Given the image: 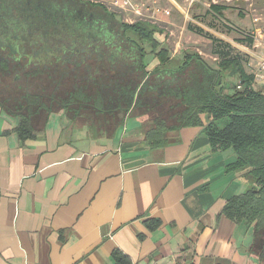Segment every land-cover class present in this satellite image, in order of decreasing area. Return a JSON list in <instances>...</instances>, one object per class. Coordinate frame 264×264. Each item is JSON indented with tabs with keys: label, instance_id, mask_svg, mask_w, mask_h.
Segmentation results:
<instances>
[{
	"label": "crops",
	"instance_id": "0c3cea01",
	"mask_svg": "<svg viewBox=\"0 0 264 264\" xmlns=\"http://www.w3.org/2000/svg\"><path fill=\"white\" fill-rule=\"evenodd\" d=\"M167 1L168 8L156 9L158 17L200 20L201 8L190 14ZM237 16L228 18L247 27ZM199 26L202 34L209 30ZM210 31L244 60L247 74H255V90L264 94V46ZM16 126L0 108V264H114L115 251L132 264H258L248 253L246 229L222 215L249 186L241 174L226 173L234 152H213L203 128L174 134L175 143L153 151L138 132L93 140L63 115L24 145L13 133Z\"/></svg>",
	"mask_w": 264,
	"mask_h": 264
},
{
	"label": "trees",
	"instance_id": "16d2710c",
	"mask_svg": "<svg viewBox=\"0 0 264 264\" xmlns=\"http://www.w3.org/2000/svg\"><path fill=\"white\" fill-rule=\"evenodd\" d=\"M223 10L212 6L217 16ZM58 23L74 26L77 35L88 37L86 48L100 53L28 63L0 47V108L17 121L13 133L20 143L42 137L55 115H63L74 130H86L93 140H112L127 129L138 132L153 151L175 143L174 134L201 127L213 152L235 154L226 173L241 174L249 187L227 202L222 215L246 229L248 253L264 264V94L255 90V77L247 74L244 60L229 44L212 38L227 49L216 53L217 67L196 52L169 66L168 50L155 39L157 26L121 23L101 3L0 0V38L31 29L42 35ZM239 42L254 45L251 38ZM143 45L159 63L152 72ZM222 121H227L223 128ZM159 226L157 222L151 229ZM112 258L114 264H132L120 251Z\"/></svg>",
	"mask_w": 264,
	"mask_h": 264
},
{
	"label": "rangeland",
	"instance_id": "374dc122",
	"mask_svg": "<svg viewBox=\"0 0 264 264\" xmlns=\"http://www.w3.org/2000/svg\"><path fill=\"white\" fill-rule=\"evenodd\" d=\"M89 1L97 2L99 0ZM113 1L116 0H111V4L105 2V5L109 11L115 15L117 21L126 24L147 21L156 25L159 30H161L160 33H157L156 39L160 42L163 48L168 49L170 56H173L169 66H176L179 64L186 52H199L211 66L217 67L220 57L216 53L227 51V49L221 48L217 42L212 40V31H210L212 29H215L216 33L226 35L231 42L237 44L240 40L245 38L243 36L244 33L252 34L258 29L259 31L264 30V0H176L182 7L187 9L190 8V14L193 9H196L198 13L195 14L198 15L199 9L201 8L200 14L202 13V15L198 17L200 20H197V18L187 19L182 15L175 14L165 16V18H163V16L158 17L159 13L156 12V9L162 10L168 8L167 0H130L128 5H125L124 0H119V6H114L112 4ZM214 5L226 10L229 9L231 15L244 17L248 22V26L244 28L237 26L230 18H228V16H231L228 13L226 16L215 15L212 11V6ZM204 8L207 13L203 16V13H205V11L203 12ZM223 21L233 26L235 30L228 28ZM199 23L207 26L209 30L203 29V34L199 33L198 28H201ZM189 27L193 30L192 32L189 31ZM186 35H188L187 38ZM129 37L136 40V38L130 34ZM144 47L148 53L146 58L147 68L152 70L154 66L158 65V61L151 54V48L148 45H145ZM177 49H182V52L179 51L175 55L174 51ZM226 124L227 121H222L219 126L223 128Z\"/></svg>",
	"mask_w": 264,
	"mask_h": 264
},
{
	"label": "flooded vegetation",
	"instance_id": "af4514ba",
	"mask_svg": "<svg viewBox=\"0 0 264 264\" xmlns=\"http://www.w3.org/2000/svg\"><path fill=\"white\" fill-rule=\"evenodd\" d=\"M60 23L44 34H36V30H27L22 34L14 36H2L0 38V47L8 51L18 61L45 62V61H71L72 59H81L85 54L98 55L100 52L90 51L86 48L85 42L88 37L84 34L77 35L74 26L67 28L59 26ZM101 30V29H99ZM98 31V30H96ZM102 31V30H101ZM83 44L81 48L79 44Z\"/></svg>",
	"mask_w": 264,
	"mask_h": 264
},
{
	"label": "built area",
	"instance_id": "2783aa9c",
	"mask_svg": "<svg viewBox=\"0 0 264 264\" xmlns=\"http://www.w3.org/2000/svg\"><path fill=\"white\" fill-rule=\"evenodd\" d=\"M119 0H116V1H113L112 2V4L114 5V6H119L120 4H119ZM124 2H125V5H128L129 3H130V0H124ZM121 7V6H120ZM224 22V21H223ZM225 24H226V26L228 27V28H230V29H232V30H235V28L233 27V26H231V25H229L228 23H226V22H224ZM243 36L245 37V38H251V39H253V41H254V44H256L257 45V47H261V45H263L264 46V30L263 31H259V30H257L255 33H252V34H250V33H244L243 34ZM260 70H264V61H262L261 62V64H260ZM255 75V74H254ZM264 77V76H263Z\"/></svg>",
	"mask_w": 264,
	"mask_h": 264
}]
</instances>
